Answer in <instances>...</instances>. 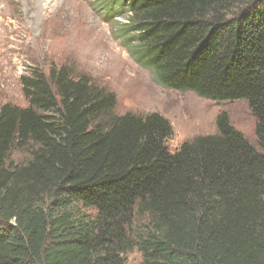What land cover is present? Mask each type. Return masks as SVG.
Returning a JSON list of instances; mask_svg holds the SVG:
<instances>
[{
    "label": "trees",
    "instance_id": "obj_1",
    "mask_svg": "<svg viewBox=\"0 0 264 264\" xmlns=\"http://www.w3.org/2000/svg\"><path fill=\"white\" fill-rule=\"evenodd\" d=\"M115 2L154 80L246 101L264 152V0ZM20 84L27 106L0 107V264H125L133 250L141 264H264V153L225 113L171 152L167 119L115 115L85 75L33 69Z\"/></svg>",
    "mask_w": 264,
    "mask_h": 264
},
{
    "label": "rangeland",
    "instance_id": "obj_2",
    "mask_svg": "<svg viewBox=\"0 0 264 264\" xmlns=\"http://www.w3.org/2000/svg\"><path fill=\"white\" fill-rule=\"evenodd\" d=\"M118 5L113 0H0V107L27 106L21 76L33 69L48 73L52 67H66L74 78L85 75L114 93L115 115L158 113L167 119L173 130L167 142L171 152L197 136L216 134V117L225 113L231 126L263 154L246 101L213 102L154 80L133 56L137 41L123 34L128 10ZM29 148L12 149L6 164L26 162ZM123 258L125 264H141L135 250Z\"/></svg>",
    "mask_w": 264,
    "mask_h": 264
}]
</instances>
